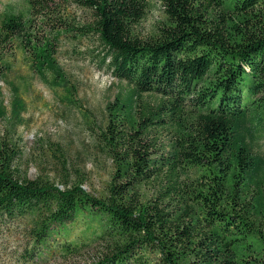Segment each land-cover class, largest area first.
I'll return each instance as SVG.
<instances>
[{
  "label": "trees",
  "instance_id": "16d2710c",
  "mask_svg": "<svg viewBox=\"0 0 264 264\" xmlns=\"http://www.w3.org/2000/svg\"><path fill=\"white\" fill-rule=\"evenodd\" d=\"M150 1L29 0V17L0 21V66L19 41L34 71L67 83L61 37L87 38L75 51L132 87L96 132L113 164L100 196L78 169L30 178L22 148L0 137V227L24 220L44 248L83 220L102 247L90 264H264V158L238 132L264 111V0H161L166 19L144 38Z\"/></svg>",
  "mask_w": 264,
  "mask_h": 264
},
{
  "label": "rangeland",
  "instance_id": "374dc122",
  "mask_svg": "<svg viewBox=\"0 0 264 264\" xmlns=\"http://www.w3.org/2000/svg\"><path fill=\"white\" fill-rule=\"evenodd\" d=\"M17 14L30 16L29 0H0V21ZM84 14L78 11V17ZM165 19L162 1L151 0L139 34L150 37ZM69 39L61 37L58 53L67 83L57 84L52 75L43 77L34 71L19 41L9 67L0 66V137L12 139L22 148L30 178H50L59 183L67 177L77 180L78 169L84 172L85 189L100 196L106 191L113 164L97 142L96 132L107 116L108 104L128 94L132 87L75 51L85 48L87 38L81 43ZM143 97L150 99L147 94ZM178 127L168 125L159 141L168 145L177 136ZM238 132L241 144L264 158V111L247 118ZM57 146L64 150L66 169L55 151ZM85 230L83 220L68 223L52 237L50 246L43 248L34 245L26 221L2 225L0 264H90L101 255L102 247L88 237L93 232ZM75 240L84 243L79 249L66 250L65 244Z\"/></svg>",
  "mask_w": 264,
  "mask_h": 264
}]
</instances>
